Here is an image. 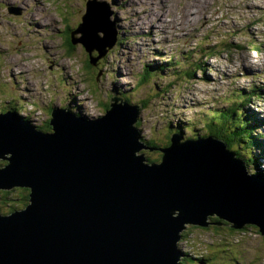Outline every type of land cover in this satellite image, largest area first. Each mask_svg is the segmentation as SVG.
Segmentation results:
<instances>
[{"label": "clouds", "instance_id": "9594fccd", "mask_svg": "<svg viewBox=\"0 0 264 264\" xmlns=\"http://www.w3.org/2000/svg\"><path fill=\"white\" fill-rule=\"evenodd\" d=\"M95 5L107 6L114 38L86 47L77 30ZM114 106L135 111L145 168L161 167L180 137L215 141L248 178L260 175L252 137L264 143V127L249 130L245 117L264 120V0H0V119L15 113L55 136L57 110L101 122ZM13 158L4 151L0 173ZM32 204L31 186L0 187V219ZM201 221L177 231L175 264H264V224L237 227L215 211Z\"/></svg>", "mask_w": 264, "mask_h": 264}, {"label": "water", "instance_id": "95a60500", "mask_svg": "<svg viewBox=\"0 0 264 264\" xmlns=\"http://www.w3.org/2000/svg\"><path fill=\"white\" fill-rule=\"evenodd\" d=\"M86 29L89 46L114 38L105 22ZM97 31L107 39L100 42ZM16 117L0 119V156H14L0 187L31 186L33 204L0 219V264H175L184 221L215 211L237 227L264 224V179L248 178L215 141L181 145L175 138L163 165L148 169L133 154L136 113L127 107L114 106L101 122L55 112V136Z\"/></svg>", "mask_w": 264, "mask_h": 264}, {"label": "bare ground", "instance_id": "6f19581e", "mask_svg": "<svg viewBox=\"0 0 264 264\" xmlns=\"http://www.w3.org/2000/svg\"><path fill=\"white\" fill-rule=\"evenodd\" d=\"M100 6H103V5H100ZM100 6H97L95 12H94L93 14L89 15L88 22H87V19H86V25H87L88 23H90V22H93L95 19H96V20H99V19H100V18L98 17V11L101 9ZM89 21H90V22H89ZM94 23H98V22H94ZM86 25H85V26H82L81 29L83 30L84 27H86ZM86 33H89V32L86 31ZM90 40L92 41L93 39H90ZM104 40H105V39H104ZM104 40H103V41H104ZM99 41H101V40L99 39ZM85 42H86V39H85ZM86 43H87V42H86ZM87 44H88V43H87ZM88 45H89V44H88ZM15 117H16V116H15ZM16 119L19 120V121H23L22 119L17 118V117H16Z\"/></svg>", "mask_w": 264, "mask_h": 264}, {"label": "trees", "instance_id": "16d2710c", "mask_svg": "<svg viewBox=\"0 0 264 264\" xmlns=\"http://www.w3.org/2000/svg\"><path fill=\"white\" fill-rule=\"evenodd\" d=\"M245 119H246V121H250V123L248 124V128H249V130L257 128V127L253 124V117H252L251 114H249V112H248V115L245 117ZM238 131H239V130H238ZM252 139H253V141L256 143L257 148H259V149H263L264 143L256 141V138H255V137H252ZM257 159H258V157H257Z\"/></svg>", "mask_w": 264, "mask_h": 264}, {"label": "rangeland", "instance_id": "374dc122", "mask_svg": "<svg viewBox=\"0 0 264 264\" xmlns=\"http://www.w3.org/2000/svg\"><path fill=\"white\" fill-rule=\"evenodd\" d=\"M95 6H100V5H95ZM103 7L106 8L107 6H106V5H103ZM90 8H91V6H90ZM10 11H14V12H17V13L19 12V10H16V9H11ZM93 22H98V21L95 19ZM77 31H79V29H78ZM107 33L109 34V31H108V30H107ZM105 37H106V36H105ZM106 39H107V37H106ZM109 40L112 41V38H110ZM86 42H87L88 44H91V43H92V41H91L90 39H87ZM86 42H85V43H86ZM100 42H101V41H100ZM87 43H86V45H87ZM87 46H88V45H87ZM87 46H86V47H87ZM157 67H158V65H157ZM74 102H75V101H74ZM248 112H249V114H250L251 110H250V111L248 110ZM15 116H16V114H15Z\"/></svg>", "mask_w": 264, "mask_h": 264}]
</instances>
